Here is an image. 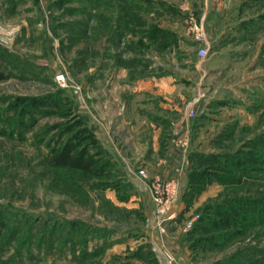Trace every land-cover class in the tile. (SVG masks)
<instances>
[{
	"label": "rangeland",
	"instance_id": "374dc122",
	"mask_svg": "<svg viewBox=\"0 0 264 264\" xmlns=\"http://www.w3.org/2000/svg\"><path fill=\"white\" fill-rule=\"evenodd\" d=\"M184 1L0 0V71L9 75L0 80V264H132L135 252L142 264H158L144 239L128 256L103 252L125 225L142 237L144 221L139 208L126 207L133 185L107 101L116 110L151 104L131 89L135 79L164 70L168 20L200 23L203 0ZM213 1L225 46L208 52L223 63L207 75L203 93L210 104L240 111L202 113L187 170L210 171L191 177L200 182L197 193L207 184L221 188L190 212L185 235L195 264H264V0ZM199 45L189 52L196 60ZM69 140L86 149L99 176L50 164L51 150ZM229 173L237 182L224 181ZM237 196L235 222L220 229L217 204Z\"/></svg>",
	"mask_w": 264,
	"mask_h": 264
},
{
	"label": "crops",
	"instance_id": "0c3cea01",
	"mask_svg": "<svg viewBox=\"0 0 264 264\" xmlns=\"http://www.w3.org/2000/svg\"><path fill=\"white\" fill-rule=\"evenodd\" d=\"M191 2V0H185L184 4L190 5ZM214 4L213 0H210L209 4L203 0L201 11L198 14L205 35V44L209 51L215 44L225 46L222 44L225 37H223L224 31L216 35L213 14L217 11L214 10ZM164 27L171 34L166 45L165 62L159 61L160 64L164 63V70L160 73L159 71L150 72L148 77L135 79L131 89L134 96H145L152 101L151 104L144 105L145 107L142 108L141 102L137 101V105L125 108L122 103L123 106L116 110L112 106L110 108L111 103L107 101V111L115 115L116 121L119 122L116 130H118L117 134L122 133L121 146L124 150V160L121 162L126 165L127 177L133 185V195L129 198V204L126 207L139 208L144 221L142 237L126 233L128 225H125L124 236L107 244L103 252L105 256L107 254V257L115 254L128 256L129 253L135 252L133 250L141 244L139 240L144 239L149 243L158 264H195L192 261L185 235L186 222H189L190 212L207 197L215 195L221 186L213 183L207 184L201 192L193 193L187 201L185 195L189 193L192 177V172L187 170L191 155L190 148L197 146L199 137L195 131L200 128L199 121L203 116L202 113L206 115L210 110L230 113L231 110L239 112L240 109L231 107L225 110L224 104H210L212 96H205L203 93L207 75L211 74L212 69L220 62L223 63V57L210 61L208 54L207 58L197 57L196 60L189 53L191 46L195 43L193 33L190 25L183 23L182 18H172L171 21L168 20L165 23ZM179 50L184 52L181 53ZM177 54L184 56L180 59L176 56ZM190 68H193V76L188 71ZM177 69L181 70V75ZM195 73L197 77H194ZM122 76L124 74H118V81ZM177 76H186L185 82L191 83L192 91L185 86L183 79ZM128 86L127 83L119 85L122 92L125 90L124 87ZM119 101L116 103L118 106ZM156 103L158 106H154ZM190 111L193 114H190ZM134 113H137V116L131 119ZM127 120L130 125L127 124ZM137 165L145 169L146 177L137 175L135 169ZM155 176L167 180L175 193L168 207L167 218L163 220L155 217V204L149 186L151 179ZM127 259L131 260L128 263L142 264L141 259L135 256Z\"/></svg>",
	"mask_w": 264,
	"mask_h": 264
},
{
	"label": "trees",
	"instance_id": "16d2710c",
	"mask_svg": "<svg viewBox=\"0 0 264 264\" xmlns=\"http://www.w3.org/2000/svg\"><path fill=\"white\" fill-rule=\"evenodd\" d=\"M9 75L7 74H3L2 71H0V80L6 79L8 78ZM75 144L72 140L67 141L62 147H60L59 149L55 148L53 150H51V153L49 154V162L51 165L55 166V167H69V168H73V169H79L85 173H88L92 176H99L100 175V169H97L94 165V160L92 159V157L90 155H87V151L86 149H75ZM196 155V154H195ZM194 155V157H195ZM205 173H210L209 170H205L204 173H200L202 175H199V173H192L191 175L193 176L198 175L197 179L202 180V178H204ZM231 177H228V180L224 181H232V182H237V177H235V175H232L231 173H229ZM215 177V176H214ZM226 178V177H225ZM199 183L196 184V183ZM219 183H222V179L219 178L218 180ZM201 185L199 181H194L191 179L190 181V186H189V193L187 194H193L195 192H197L200 189ZM239 197H235L234 200L231 201V203H223L220 202L217 204V208L220 210L218 213V219L215 220H219L216 221L220 224V229H227V226H230L231 223L235 222L233 221V214H236L235 212H237L238 210V203L237 201H241L242 199H239ZM247 199V198H246ZM250 200V199H249ZM262 202H264V200H261ZM264 207V206H263ZM264 210V208H263ZM262 210V211H263ZM248 211V209L246 210ZM252 211L254 212L255 209L253 208ZM252 212V214L254 215V213ZM258 214V212H256ZM251 214V215H252ZM249 215V216H251ZM210 216V214H209ZM248 216V215H247ZM264 217V216H263ZM249 220V219H248ZM1 232V229H0ZM140 249V247H139ZM135 256H136V252H135Z\"/></svg>",
	"mask_w": 264,
	"mask_h": 264
},
{
	"label": "built area",
	"instance_id": "2783aa9c",
	"mask_svg": "<svg viewBox=\"0 0 264 264\" xmlns=\"http://www.w3.org/2000/svg\"><path fill=\"white\" fill-rule=\"evenodd\" d=\"M191 31L193 33V38L196 42L201 43V46L198 47L196 54L199 59H204L207 57L209 48L205 44V35L203 32L202 25L197 22L196 20L191 19L189 22ZM54 79L56 83H58L61 86L66 85V77L62 73H57L54 76ZM190 114H193L192 111H190ZM137 175L141 177H146V171L143 167H137L136 169ZM161 178L158 176H155L150 181V187H151V193H152V199L155 204V213L157 214V219L163 220L165 216H167L168 207L170 206L172 200L175 197L174 191H171L168 188V184L164 186L161 183ZM191 223L188 222L187 227L190 226Z\"/></svg>",
	"mask_w": 264,
	"mask_h": 264
}]
</instances>
